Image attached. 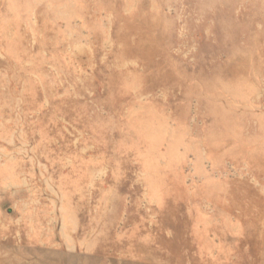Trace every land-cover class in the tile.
Segmentation results:
<instances>
[{
	"label": "rangeland",
	"instance_id": "374dc122",
	"mask_svg": "<svg viewBox=\"0 0 264 264\" xmlns=\"http://www.w3.org/2000/svg\"><path fill=\"white\" fill-rule=\"evenodd\" d=\"M0 264H264V0H0Z\"/></svg>",
	"mask_w": 264,
	"mask_h": 264
}]
</instances>
